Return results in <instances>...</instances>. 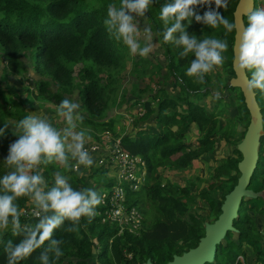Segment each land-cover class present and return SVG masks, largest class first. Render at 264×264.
I'll return each instance as SVG.
<instances>
[{
	"label": "trees",
	"instance_id": "16d2710c",
	"mask_svg": "<svg viewBox=\"0 0 264 264\" xmlns=\"http://www.w3.org/2000/svg\"><path fill=\"white\" fill-rule=\"evenodd\" d=\"M237 1L228 0L227 9H219L230 22L233 21ZM119 2L120 0H0V50L5 61L2 63L3 71L7 74L27 71L21 57L29 56L30 66L37 75L33 79L34 87H31L32 79L27 78L24 96L15 92V89L9 90L12 95L3 96L0 90L3 99L0 120L16 117L18 122L28 116L26 102L31 91H35L39 99L52 103L56 112L60 102L67 98L83 109L80 112V109L77 110L76 121L88 126L89 131L94 132L95 129L101 132L106 129L114 137L119 136V145L130 153L140 155L145 160L147 169L145 183L132 190L128 181L119 182L111 168L104 164L93 165L87 177L82 178L71 170L69 162L67 167L55 162L41 163L39 174L44 178L42 187L45 190L55 186L58 173L69 178V182L77 190L93 188L100 193L99 188L103 186H121L124 190V205L136 208L141 214L139 224L130 228L106 219L107 206L101 204L91 223H88L87 218L81 221L78 233L68 232L67 229L72 224L65 221L53 234V239L63 240L60 247L65 254L56 260L49 253L50 264H142L147 258L153 263L163 264L172 259L173 254H180L198 243L200 236L204 234V222L212 221L210 216L213 219L218 216L225 194L236 183L239 175L237 163L241 153L235 140L234 153L222 156L221 161L212 167V181L207 187L192 192L188 187L172 181L162 182L158 170L160 165L185 167L192 158L208 155L217 134L229 138L237 133L238 124L243 126L241 139L250 117L242 91L229 83L234 74V33L225 36L223 26L211 29L194 20L187 26L189 34L196 35L198 39L215 37L228 42V50L223 53L225 61L219 67L220 70L217 67L208 74L203 85L194 83L186 75L194 56H180L182 48L175 44L179 33L174 34L173 41L163 42L165 25L159 18V12L171 0H153L144 19L147 28H151V33L162 47L166 59L167 71L162 78L167 83L172 79L178 86V94L169 93L168 87L162 86L160 92H153L156 96L155 106L150 99L142 100L144 113L138 117V121H145L147 128L143 127L144 124H139L142 127L135 133H118L114 129V119H104L110 95L115 94L116 98L117 81L120 79L118 72L124 64L120 52L121 43L109 36L104 25L107 6ZM212 7L215 8V5ZM253 8H264V0H254ZM206 10L207 6L197 9L201 15ZM244 20L246 21V17ZM227 72L232 74L225 76ZM144 74L149 73L146 74L144 70L137 77L145 76ZM150 78H153L152 74ZM144 89L140 87L139 92ZM208 93L218 103L226 99L229 101L227 106H235L237 109L220 127L218 110L213 108L211 111L199 102L198 97ZM217 93L219 99L216 97ZM256 99L263 115L264 127V94L257 92ZM219 106L217 104L216 108ZM225 109L227 108L223 107L222 111ZM192 123L199 131L198 142L195 147L187 148L185 131ZM260 147L249 187L264 191V134L260 138ZM2 162L5 159L0 156V177L8 174L2 170ZM215 188L221 190V196L216 194ZM0 194L3 192L0 191ZM197 199L200 205L208 208L209 215L191 208V203ZM32 201L30 196L15 201L20 213L21 234L13 236L10 227L0 231V264H6L4 249L8 241L17 243L23 239L24 229H31L38 223L40 217L34 218L29 211ZM247 202H250L248 206ZM254 212L264 214L263 194L246 199L243 197L238 214L233 220L235 229L227 230L225 237L217 244L214 259L203 264H245L248 251L254 255L251 264H264V230L258 225ZM42 215L44 213L41 212ZM232 233L236 234L235 238H232ZM47 247L48 243L23 264H40V253Z\"/></svg>",
	"mask_w": 264,
	"mask_h": 264
},
{
	"label": "clouds",
	"instance_id": "9594fccd",
	"mask_svg": "<svg viewBox=\"0 0 264 264\" xmlns=\"http://www.w3.org/2000/svg\"><path fill=\"white\" fill-rule=\"evenodd\" d=\"M153 0H120L119 4L110 3L107 6V18L104 25L109 36L116 42L127 47L133 56L147 57L153 52L155 45L151 43V28L144 29L145 43L140 42V28L137 18H144L149 12ZM215 5V8L212 5ZM207 6L203 14L198 8ZM228 7V0H171L165 3L159 12V18L165 25L163 42L174 40L182 48L180 56L191 59L186 75L194 83L203 85L206 76L217 67L224 64L223 53L228 50L225 39L205 37L198 39L190 35L187 26L202 23L211 29L223 26L225 36L235 33L233 45V67L235 72L243 78L245 92L254 97L257 92L264 94V8H253L252 0H243L242 11L230 22L219 9ZM246 17V21L242 19ZM186 22V23H185ZM250 74V76H249ZM220 98L219 93L216 94ZM80 105L70 99H63L57 108V114L65 118L69 128L64 135L48 120L38 115H29L15 124L18 136L10 144L5 163L14 166L15 170L0 177V231L11 228L13 236L21 234L20 213L15 201L18 198L30 196L35 206L41 210L36 215L38 223L31 229H24V237L13 244L8 241L4 252L6 264H23L30 259L37 250L46 243L48 247L40 253V264H50L49 253L59 260L64 256L60 245L63 240L53 239L54 232L65 222L72 227L68 232L80 231L79 225L87 218L88 223L97 215V207L103 201L102 195L93 188L77 190L69 182V178L57 174L55 186L45 190L44 178L40 174H33V170L41 163L55 162L57 165L68 166L69 154L66 152L65 141L71 139L67 145L71 150V158L76 161L71 170L79 175L84 169H90L94 159L86 148V134L83 130L74 131L73 115ZM8 124L0 128V135L4 134ZM50 213V214H49Z\"/></svg>",
	"mask_w": 264,
	"mask_h": 264
},
{
	"label": "rangeland",
	"instance_id": "374dc122",
	"mask_svg": "<svg viewBox=\"0 0 264 264\" xmlns=\"http://www.w3.org/2000/svg\"><path fill=\"white\" fill-rule=\"evenodd\" d=\"M138 27L140 28V42L143 45L145 43V37H144V29L147 28V22L146 19L140 18L139 20H136ZM151 43L155 45L153 52H151L147 57H140V56H133L129 54V51L126 46H124L122 43L120 45V52L123 55V66L120 68L118 74L120 75V79L117 81V92H116V98L115 94H111L109 97V103L104 111V119H114V129L118 133H122L123 131H127L130 133H135L140 127L139 124H144L143 127L147 128V125L145 124V121H138V117L141 116L144 113V106L141 104L142 100L150 99L152 100V105H156V96L153 95V92H160V88L162 86L168 87L169 93H176L178 94V86L170 79L168 83L166 82V79L163 80L162 75L167 71L166 69V59L163 55L162 47L159 45L157 40L155 39V35L151 33ZM23 66H27V71H24L22 73H10L7 74L3 71L2 63H5L3 60V54L0 50V90L3 96H9L12 95V92L9 90H14L18 94H21L24 96L25 94V85L27 84V81L29 78L31 82V87H34V81L33 79L37 77V75L34 73L30 66V59L29 56H22L21 57ZM217 69L220 70L218 67ZM146 70L145 76L137 77L138 73ZM153 75V78H150V75ZM231 72H227L224 75L229 76L231 75ZM233 76V74L231 75ZM169 77L172 78V76L169 75ZM158 80H161L160 82ZM134 83H137V85H134ZM166 83V84H165ZM150 86V87H149ZM140 87H144L145 89L142 92H139ZM152 88V89H151ZM162 90V89H161ZM28 96V101L26 102V107L28 108V116L29 115H38L41 118H44L48 120L54 127H56L60 132L61 135H64V132L66 129L69 128V125L67 124L64 117L59 116L54 108V105L46 100L39 99L37 97V93L35 91H31L30 95ZM158 96V94H157ZM7 98V97H6ZM31 98V101H30ZM197 98V97H196ZM199 102L204 104L207 108H209L211 111L213 108L217 109V117L219 118V124L218 126L222 125L227 118L232 117L236 112L237 109L235 106H227L228 100L222 99L219 103L216 101V98L213 97L212 94H204L201 97H198ZM139 101V102H138ZM3 102L2 96H0V105ZM219 104L220 106L216 108V105ZM223 107H226L227 109L223 110ZM80 109V108H79ZM183 109V108H180ZM81 108L79 110L82 111ZM214 110V111H217ZM78 115V111L74 113L73 115V122L76 125V128L74 131L83 130L86 134V140L85 145L86 148L89 150L90 154L92 155L93 159L96 160L93 165L99 164L104 159V156L110 151L112 146L115 144L114 141H117V137L113 136V133L110 132V130H102L97 131L95 129L94 132L89 131L88 126L81 123L80 121H76L77 118H75ZM16 117H5L0 120L1 128H4L5 123L8 124L7 129H5L4 134L0 135V156L2 158H6L7 152L9 150V146L11 143H13L16 140V136L13 133L16 131L15 124L17 123ZM175 127V126H174ZM223 128V127H222ZM243 126L238 124L237 125V133L234 135H231L229 138H224L221 135L217 134L215 137V142L213 144L212 149L208 152V155H202L197 158H192L190 160V163L185 167L180 168H174L170 165H160L158 167L159 172L161 173L162 182L166 183L167 181H172L175 184L186 186L189 188L190 191L195 192L197 189H200L202 187H207L208 184L212 181L211 180V173H212V167L221 161V157L234 153V142L235 140L239 142L241 139V133H242ZM186 132V147L187 148H193L197 145L198 142V134L199 131L197 129V126L192 123ZM96 136V137H95ZM116 138V139H114ZM119 138V136H118ZM71 139H67L65 141L66 144V152L69 154V160L68 162L71 165H74L76 163L75 160L71 158V150L67 147V145L71 144ZM90 146L92 148H95L96 150L90 149ZM259 149H261L259 144ZM98 151H101L99 154ZM264 152V149H263ZM56 164V163H55ZM2 170L9 173L11 171H14V166H8L5 162H2L1 164ZM47 168V167H45ZM42 169V168H41ZM39 166H37L36 169L33 170V174H39L41 170ZM91 169V168H90ZM90 169H84L83 166H81V171L84 173L83 175H78L82 178H86L89 174ZM143 174L145 173V170H142ZM110 176H113L111 174ZM146 179H147V172H146ZM43 186V185H42ZM41 186V187H42ZM101 191H105V186L99 188ZM216 194L218 196H221V190L218 188L214 189ZM264 195V193H263ZM247 197H245L246 199ZM250 202H247L246 205L248 206ZM37 208L35 206L34 201L30 204V210H34ZM191 208L193 210H197L198 213H204L205 215L208 214V208L203 205H200V201L195 200L193 203H191ZM207 208V209H206ZM256 208V207H255ZM39 209V208H38ZM252 213V212H250ZM209 215V214H208ZM255 219L258 221V225H261V228L264 230V214H261L259 212L253 213ZM124 216L127 217V214L122 210L121 211V217ZM37 218V217H34ZM210 220H213L212 216L209 217ZM208 218V219H209ZM259 220H258V219ZM236 234L232 233V238H235ZM239 258L242 260V256H239ZM252 258H254V255L252 252L248 251V256L246 259L245 264H251ZM258 264V263H257Z\"/></svg>",
	"mask_w": 264,
	"mask_h": 264
},
{
	"label": "water",
	"instance_id": "95a60500",
	"mask_svg": "<svg viewBox=\"0 0 264 264\" xmlns=\"http://www.w3.org/2000/svg\"><path fill=\"white\" fill-rule=\"evenodd\" d=\"M242 3L243 0L237 1L233 10V20L237 15L241 14ZM252 6L254 7V0H252ZM242 19L244 20V16H242ZM232 69L234 74L230 77L229 83L239 87L242 91L250 116L246 130L241 140L237 143V148L241 153V158L237 163L239 170L237 181L225 194L218 216L212 221L204 222V234L200 236L198 243L180 254H173L172 259L163 264H203L204 262L212 261L217 244L225 237L227 230L235 229L233 220L238 214V208L243 197H255L264 193L263 190H254L249 187L251 176L257 164L260 138L264 134L263 115L256 95L250 97L246 94L243 78L234 70L233 59ZM142 264L162 263H153L150 258H147Z\"/></svg>",
	"mask_w": 264,
	"mask_h": 264
},
{
	"label": "built area",
	"instance_id": "2783aa9c",
	"mask_svg": "<svg viewBox=\"0 0 264 264\" xmlns=\"http://www.w3.org/2000/svg\"><path fill=\"white\" fill-rule=\"evenodd\" d=\"M116 139V138H114ZM114 141L110 151L104 156V159L99 162L105 166L111 168V171L115 173L119 182L128 181V186L132 189H138L146 181V164L145 160L138 154L128 152L122 146L119 145V138ZM90 149L96 150L90 146ZM100 154L101 151H98ZM145 173L143 174V171ZM103 197L101 204L106 205L105 218L112 221H117L119 225H128L130 228L136 226L140 222V212L134 208H127L124 205V190L121 186H115L113 188H106L105 191H100ZM127 214V217H121V211ZM34 217H37L36 213L39 212L38 208L29 210Z\"/></svg>",
	"mask_w": 264,
	"mask_h": 264
}]
</instances>
